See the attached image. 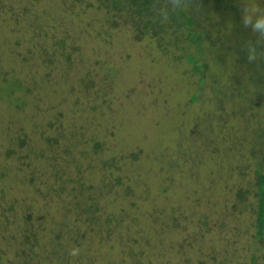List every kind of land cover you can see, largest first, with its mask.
<instances>
[{
    "label": "rangeland",
    "instance_id": "374dc122",
    "mask_svg": "<svg viewBox=\"0 0 264 264\" xmlns=\"http://www.w3.org/2000/svg\"><path fill=\"white\" fill-rule=\"evenodd\" d=\"M178 1L193 42L114 28L96 3L0 0V87L4 72L17 81L0 93L5 264L29 214L44 264L60 249L64 264H264V61L242 47L248 0Z\"/></svg>",
    "mask_w": 264,
    "mask_h": 264
},
{
    "label": "trees",
    "instance_id": "16d2710c",
    "mask_svg": "<svg viewBox=\"0 0 264 264\" xmlns=\"http://www.w3.org/2000/svg\"><path fill=\"white\" fill-rule=\"evenodd\" d=\"M37 1V0H32ZM79 5H84V7H94L95 3L99 8V11L103 12L112 27H118L121 23V20L124 23H128V20L133 21L135 24V28L137 31L143 35H148L149 31L152 28L153 35L161 36L165 30L171 29V27H176L178 30H182V33L185 34L187 32V38L190 41H195V37L191 34V27L194 23L189 15L188 11L182 6L185 4L180 1L174 3L173 0H94L95 3L88 0H74ZM176 1V0H175ZM174 5H180V7H176ZM41 20V19H37ZM42 21V20H41ZM189 64L192 65L193 72L197 75H200V71L198 66L195 64L194 57H189ZM8 72H4L2 74L3 86L0 87L1 96L9 97L14 93V86H17L16 80L8 78ZM202 81V79L200 80ZM261 87L264 91V78L261 80ZM262 92V90H261ZM261 97V96H260ZM261 98H264L263 96ZM54 142H57V139H53ZM264 144V140H263ZM21 145H26V140L22 139ZM97 147L100 145L97 143ZM13 153L12 150L8 149V155ZM83 153V152H82ZM86 154V153H85ZM84 155V153L82 154ZM112 162L107 161V166L113 164ZM245 193L239 191L238 195ZM256 200V207L254 210L255 213V234L254 237L258 242L264 241V174L259 169L257 171V191L254 193ZM13 209V207H11ZM88 211V210H87ZM32 215L29 214L26 216L27 226L24 230L19 231L20 239L17 241L16 236L14 235L13 239H10V242L3 247L1 252H5V248L7 246H12L13 251H15L16 259L14 260V264H44L42 262L48 261L50 256L45 254L40 258L39 254L35 253L34 248L41 249L39 243V235L37 230H32L30 224H28L31 220ZM92 219V218H91ZM41 226V225H40ZM5 254V253H4ZM49 254V253H48ZM40 258L36 261L34 260L35 256ZM68 251L60 249L58 250L56 256L57 260L51 259L49 260L50 264H64L62 261H68ZM69 256V255H68ZM254 260V259H253ZM255 263V262H254ZM253 263V264H254ZM0 264H5L0 257ZM8 264H13L9 262ZM46 264V263H45Z\"/></svg>",
    "mask_w": 264,
    "mask_h": 264
},
{
    "label": "clouds",
    "instance_id": "9594fccd",
    "mask_svg": "<svg viewBox=\"0 0 264 264\" xmlns=\"http://www.w3.org/2000/svg\"><path fill=\"white\" fill-rule=\"evenodd\" d=\"M239 23L243 29L248 30L250 33L242 41L248 63L255 64L257 61H264V47H261V45H264V0H248L244 3L240 12ZM232 29L233 23L229 21L227 33H230ZM234 59L235 56L232 55V63ZM257 68H260L259 64H257Z\"/></svg>",
    "mask_w": 264,
    "mask_h": 264
}]
</instances>
